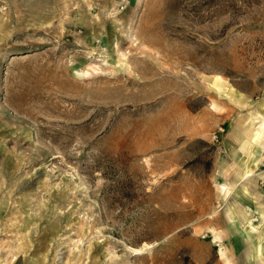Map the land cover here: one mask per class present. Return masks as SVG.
I'll list each match as a JSON object with an SVG mask.
<instances>
[{"label":"rangeland","instance_id":"rangeland-1","mask_svg":"<svg viewBox=\"0 0 264 264\" xmlns=\"http://www.w3.org/2000/svg\"><path fill=\"white\" fill-rule=\"evenodd\" d=\"M0 264H264V0H0Z\"/></svg>","mask_w":264,"mask_h":264},{"label":"crops","instance_id":"crops-1","mask_svg":"<svg viewBox=\"0 0 264 264\" xmlns=\"http://www.w3.org/2000/svg\"><path fill=\"white\" fill-rule=\"evenodd\" d=\"M259 135H260V131H256L255 134H254V137L253 139L256 140L259 138Z\"/></svg>","mask_w":264,"mask_h":264}]
</instances>
